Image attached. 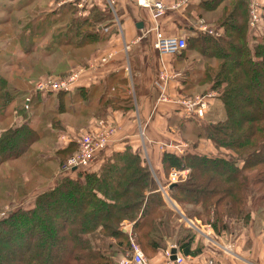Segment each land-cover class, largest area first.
<instances>
[{
    "label": "trees",
    "instance_id": "16d2710c",
    "mask_svg": "<svg viewBox=\"0 0 264 264\" xmlns=\"http://www.w3.org/2000/svg\"><path fill=\"white\" fill-rule=\"evenodd\" d=\"M226 1L231 6L215 23L221 36L200 32L197 39L187 42L186 50L180 54L192 51L207 60L200 83L209 88L203 94L219 93L215 99L221 101L226 119L213 123L207 121L206 115L195 121L201 125L198 137L210 141L218 154H198L194 149L180 153L165 145L161 164L166 177L172 170H190L185 181L172 185L152 171L146 156L149 153L142 151L140 145L115 152L98 173L91 172L95 160L86 168L59 174L57 186L37 196L31 207H11L0 220V264H116L112 253L126 256L131 247L129 235L122 231L125 223L133 226L135 241L151 264V257L158 251L166 252L171 243L181 255L197 256L201 253L200 246L193 248L197 231L185 225V220L211 224L216 235L235 228L236 223L248 225L254 214L264 210L261 206L264 203V6L261 24L255 29L260 34H254L256 37L251 41L254 31L250 28L248 0H199L197 10L211 12ZM68 3L64 11L75 12L76 3ZM188 6L187 3L180 10ZM114 10L118 23L123 26L126 19L122 18L124 15L116 1ZM82 12L84 18H71L65 28L67 34L64 36L58 31L55 40L64 46L94 43L101 48L113 37L110 27L117 24L115 15L104 0H88ZM47 15L41 25L49 29L53 24L52 15ZM197 19L203 20L201 15ZM151 33H147L148 37ZM154 41L155 33L151 47ZM99 48L84 68L78 67L84 73L73 91L78 87L84 89L80 82L85 71H90V63H95L101 71L107 70L100 62L107 57L109 49ZM6 59L0 49V124L9 123H5L8 118L13 121L0 131L1 164L20 158L40 138V133L29 124L30 106L26 108L25 103L21 115L19 110L8 112L16 96L10 90L7 74L2 72L10 67ZM76 70L58 79H66ZM101 75L103 72L96 73L93 80L97 82V76ZM48 78L52 77L48 74L39 77ZM166 88L169 96V85ZM73 91L57 94L34 91L30 103L33 96L65 98L67 95L69 98ZM116 91L106 104L111 108L125 105L135 111L132 99ZM157 91L159 95L158 86ZM159 108L158 105L154 111ZM175 111L184 115L182 108ZM19 120L21 124L17 123ZM107 148L98 152L97 158ZM77 150L75 142L59 149L60 166ZM163 188H167L168 198L180 206L182 215L171 208ZM187 206L201 211L186 213L183 210Z\"/></svg>",
    "mask_w": 264,
    "mask_h": 264
},
{
    "label": "crops",
    "instance_id": "0c3cea01",
    "mask_svg": "<svg viewBox=\"0 0 264 264\" xmlns=\"http://www.w3.org/2000/svg\"><path fill=\"white\" fill-rule=\"evenodd\" d=\"M61 1L67 0H60L58 2L55 0H0V46H4L3 50L7 49V53L4 54L7 59L11 57V53L8 52L11 48L7 46H18L19 51L14 54L13 59L18 62L24 53L19 46L27 43L34 44V41H37L38 37H41V35L36 34L34 36L37 38L29 42L24 40L22 35L16 41L6 39L11 36L8 33L10 27L15 28L16 31L17 26H14L15 22L13 18L17 14L20 16L24 13L29 14L30 16L27 17V20H24L27 24L28 21L33 20L34 13L37 15L50 13L53 16L56 12L57 14L53 17L51 16L50 19L53 22L51 26V28L53 27V32L51 33V40L48 43L53 45L58 44L55 40V35H53L54 29H58L55 26L56 24H54V19L58 21L60 17L58 14L63 13V9L68 8L66 5L70 4L60 5L59 2ZM124 1L116 0L118 7L120 6L121 9H123ZM166 1L174 4L176 0ZM18 2L22 4L20 5L21 11L19 8V10L17 9L19 5L16 4ZM189 2V6L185 10H172L171 13L168 12V15L166 14L164 18H160L157 22L166 36H183L187 38V42L198 38L200 32L197 33L195 30L198 23L197 18L204 12L200 13L197 10L199 0H189ZM24 6L28 10L23 11ZM124 12L123 19L132 18L134 21H127L126 19L123 26L119 23L111 26L110 31L113 37L111 36L99 48L101 50L102 48L109 49L108 54H113L112 60L102 66V68L105 67L107 70L85 71L86 74L83 75L80 82V84H83L84 89L78 87L74 90L69 97L70 100L50 95L44 96L41 100L36 101L34 105H32L33 102L30 103L29 106L32 112L29 116V124L40 133L39 140L42 137V130L46 131V126L48 129H52V134L56 132L58 147L55 150L54 156L57 161V169L59 170L60 160L57 156L58 150L65 149L68 144L75 142L74 139H77L82 133L95 131L98 127V122L105 120L116 125L118 133L109 143L106 152L97 158L91 172L98 173L115 152L123 151L129 146L140 145L142 151L144 150L149 153V155L146 153V156L151 161L152 171H156L159 178L169 184L172 171L166 177L165 170L161 164V155L165 151V145L174 146V143H181V132L187 131L184 133L190 135L192 130L188 129L193 128L190 126L191 123H195V119H198L188 118L183 113L180 114V112L175 111L177 108H180L177 105L158 103L157 82L159 75L163 72V69L169 74L177 75L175 78L170 79L168 83L169 96H174L173 98H181L179 97L181 95L186 98L202 95L209 88L200 83V80L204 77V66L207 60L192 51L185 52L183 56L176 55V58L175 56L161 58L158 52L151 47L154 32L149 37L146 35L153 24L148 12L139 8L138 5H136L135 11L128 9L124 10ZM2 15H5V17L2 18ZM42 17L44 18L42 19ZM47 17L48 15L41 16L38 19L42 22ZM201 19L215 29V23H208L206 19ZM141 22L144 25L143 29H138L137 24ZM8 24L9 27L7 28L9 29L5 30V26ZM117 32L121 38H117ZM86 54V56H89L88 51ZM6 68L8 69L9 67ZM98 72H103V75L97 76L98 81L96 82L93 79ZM7 75L9 74L7 73ZM116 90H118L119 94L123 93V95L132 99L135 111H131L132 108H127L125 105L111 108L106 104L109 98L112 97V94L114 93L115 95L117 93ZM153 94L154 97H152ZM47 97H52L51 99L54 98L55 101L51 102L49 99L45 101ZM32 101H35V98ZM214 102L215 97L210 101V108ZM67 105L71 115L67 114ZM158 105L160 108L155 112L154 109ZM49 106L53 107V109L46 110ZM210 108L207 116L210 115ZM202 138L200 143L205 142L208 145V151L198 152L197 149L196 152L204 155L215 152L213 144L204 137ZM201 147L202 145L199 146V148ZM30 149L15 161L0 163V167L2 166L6 171V174L3 176L2 186L0 185V187L4 191L11 192L8 194L3 192L0 195L6 199L0 201V210L5 206L9 208H16V206L31 207L37 196L57 186L58 172L52 176L50 175L51 173H46L47 163L42 162L44 160L35 161L30 164L32 166L31 169L34 170L33 173L29 168L30 166L23 163L25 161L24 156L29 153ZM210 149L214 151H209ZM138 150L140 149H134L135 152ZM30 160L32 161V159ZM44 177L48 180L42 181L41 178ZM8 183H10V186ZM162 190L171 208L182 215L183 212L180 206L175 203L179 209L173 207L172 204L174 202L168 198L167 188H163ZM185 221V225L198 230L193 248L200 246L201 253L197 256H183L178 251L177 256L184 257L183 264H264V214H254L252 221L248 225L244 226L241 223H236L235 228L232 227L229 231H223L216 235L211 224H203L198 220ZM124 226L126 230L123 228L122 231H127H124V233L129 235V232L133 231V226L130 223H125ZM173 248H176V246L171 243L166 252L158 251L151 257L152 263L167 264L170 258H168L166 253H170ZM112 255H115L116 264H120V261L125 257V255H120L118 252H113Z\"/></svg>",
    "mask_w": 264,
    "mask_h": 264
},
{
    "label": "rangeland",
    "instance_id": "374dc122",
    "mask_svg": "<svg viewBox=\"0 0 264 264\" xmlns=\"http://www.w3.org/2000/svg\"><path fill=\"white\" fill-rule=\"evenodd\" d=\"M256 1L259 4H261V6L263 8L264 0H248V2H249V14H250L251 4L253 2H256ZM61 2H63V1H61ZM61 2H59V3H61ZM20 3L21 2H18L16 5H19V6H17V9L19 8L21 11L22 8H20V5H22V4H20ZM74 3H76V8H77L75 12H73L72 8H71L72 11H70L69 9H66L67 11H70V12H64V9H63V13L60 14L58 21H56V19H54V22H55L54 24H56L55 26H57L58 29L57 28L54 29L53 35H58L57 31H59V34H62L65 36V34H67V32L65 31V28H66V25L68 26V24H69L68 22H70L71 18H76V17H77V19L78 18H84L83 17L84 14H83L82 10L87 5L88 0L86 2H80L82 4V6H84L82 9L78 8V1L74 2ZM136 5L137 4H136L135 0H125L123 2V6H122L123 9H121L120 6H119V9H121V13H123L124 10H128V9L130 11H135ZM66 6H69V5H66ZM230 6H231L230 2L226 1L218 9H215L211 12H204L201 15V18L206 19L208 23H216L217 24V22L223 18L225 11L228 10ZM14 8H15V6H14ZM109 8L111 10V13L115 15L114 20L119 21L116 17L115 10L111 7H109ZM25 10H28L26 8V6H24L23 11H25ZM44 15L46 16L47 13H42L40 15H37L34 13L33 20L28 21L26 24V22H24V20L25 19L27 20V17L30 15L27 13L22 14V16L17 14L13 18V21L15 22L14 26L15 27L17 26L16 31H15V28H11V27H10V29L7 28V27H9V24L5 26V28H6L5 30L9 29L8 33L11 34V36H9L6 39H9L11 41L12 40H15V41L19 40L20 39L19 36L22 35V38H24V40H27L29 42L30 40H35L37 38L34 35H36V34L41 35V37H38L37 41H34L35 42L34 44L27 43L25 45L19 46L20 49H22V51L24 53L21 55V60L18 62L16 60H13L14 54L19 51L18 46H7V47L11 48L8 50V52L11 53V57L9 59H6V63L8 65H10L11 67H9L8 69L7 68L3 69L2 72L9 74V75H7V79L9 80L10 90L16 96L15 101L8 108V112L11 111L13 113L14 111L19 110L20 111L19 113L21 115L23 107H24V103L28 98H31V96L33 95L32 93L34 92L35 81H37L40 76L48 74L51 77H55V78L59 77L60 78V77L66 76L74 68H77V69H78V67L84 68V64H86L88 62V59H90L92 57L91 55L93 53L95 54V52H97L96 49H98L100 47V44H94V43L88 44V45L87 44L86 45H78V46H76V45L64 46L61 44H56V45L51 46V44L48 43V41L51 40V36H52L51 33L53 32V27L51 28V26H50L49 29L47 27H42V25L40 23L41 21H39V19H38ZM0 17H1V13H0ZM3 17H5V15H2V18ZM126 19H127V21L128 20L134 21L132 18H129V19L126 18ZM56 22H58V23H56ZM252 31H254V32L251 33V41L254 37H256L255 35L260 34V31H256V30H252ZM2 46H0L1 51L4 54L7 53V49L3 50L2 48H4V46L3 47ZM87 51L89 52V56H86ZM2 66H4V64H2ZM65 71H66V73H64ZM17 81H19V82H17ZM218 94L219 93H217V95ZM34 98H35V101H32L33 102L32 105H34V103L36 101H39L42 98H44V96L43 95L33 96L32 100H34ZM51 98L52 97H47V98H45V101L48 99H49V101L51 100V102L55 101L54 98L53 99H51ZM65 99L70 100V98H68L67 95H66ZM48 109L52 110L53 107L49 106V108L47 107L46 110H48ZM67 110H68L67 114L71 115L69 112L68 105H67ZM224 112H225L224 107H223L221 101L219 99H215L213 106L210 108V115L207 116V118H208L207 121L213 122V123L224 121L226 119ZM10 120H12V119L8 118L5 121V123L9 122L7 124H9V125L12 124L13 121H10ZM184 120H187V119H184ZM14 122H16V121H14ZM194 122L195 123H191V125H190L193 128L188 129V130H192L191 134L186 135L184 132H187V131H184L183 133L181 132L182 138L180 137V139L182 140V142L181 143L180 142L174 143V146L177 147L178 151H180V149H182V151H184V150L186 151L188 149L190 151L192 149L197 151V149H198V152L199 151L200 152L208 151V145L205 142L200 143L201 138L198 137V134L201 132V129L199 128V127H201V125H199V122H197V121H194ZM17 123L21 124V121L19 120V121H17ZM7 124H4V123L0 124V131L2 129L7 128ZM41 134H42L41 139L38 142H36L31 147L29 153L24 156L25 161H23V163L26 164L27 166H30L29 168H30L31 172L33 173L34 170L31 169L32 166L30 164L35 162V161L39 162V160H44L42 162H45V164L47 163L46 173L49 172V173H51L50 175L52 176L53 174H56L57 172H59V170L57 169V161L55 160V156H54L55 150L58 147L57 146L58 145L57 144V137H56L57 134H56V132L54 134H52V129H48L47 126H46V131L42 130ZM180 145H184V147L180 148L179 147ZM200 145H202L201 148H199ZM144 148H145V146H144ZM209 151H214V150L210 149ZM222 151L224 152V150H222ZM215 154H218L217 149L215 150V152L210 153L209 155H215ZM30 159H32V161ZM60 167L61 166H59V169H60ZM176 172L177 173L182 172V178H184L182 181H185L187 179L189 173H190V170L189 169H184L182 171L176 170ZM253 172H257V171H253ZM5 174H6V171L1 166L0 167V185L2 184V180L4 179L3 176ZM9 180H11V179L9 178ZM41 180L47 181L48 179L46 177H44V178H41ZM8 185L10 186V183H8ZM9 189H11V188L9 187ZM3 192H6L7 194L11 193L8 191H4V189L3 188L1 189V187H0V195H2ZM263 192H264V190H263ZM2 200L3 201L6 200L4 196H0V201H2ZM0 204H1V202H0ZM172 205H173V207L179 209V207H177L175 203H173ZM261 206L264 208L263 202H262ZM8 208L9 207L5 206L0 211L7 210ZM183 211H185L186 213H194L197 211H201V209L195 208V206H187L184 208ZM259 214H264V210H261V212L256 214V215H259ZM255 220H256V217H255ZM196 231H198V230H196ZM119 254L121 255V253H119Z\"/></svg>",
    "mask_w": 264,
    "mask_h": 264
},
{
    "label": "built area",
    "instance_id": "2783aa9c",
    "mask_svg": "<svg viewBox=\"0 0 264 264\" xmlns=\"http://www.w3.org/2000/svg\"><path fill=\"white\" fill-rule=\"evenodd\" d=\"M78 8L82 9L84 6L80 2H86L87 0H67L60 3L66 4L68 2H77ZM109 7L114 9L115 0H104ZM139 8L146 10L150 13L153 21V26L150 31L155 33V41L152 47L158 52L161 58L166 56H176L182 54L187 48V38L183 36H166L160 25L157 23L160 18L164 17L168 11H178L184 5L189 3V0H178L174 4H168L166 0H135ZM263 8L257 1L253 2L250 6V28L255 30L260 26L262 21ZM118 23V21H117ZM196 32H203L212 36L220 37L221 33L216 29L210 27L204 20H198L196 25ZM148 30V32H150ZM147 32V33H148ZM147 35V34H146ZM113 58V54H108L107 57L101 59L102 65L107 64L109 60ZM98 66L95 63H90L88 69L97 70ZM84 73V69H77L66 79H58L55 77L48 79H38L34 84V91L41 94H57L59 92H71L77 86L80 76ZM177 75L169 74L165 69L159 75L157 86L159 88L158 103L174 104L183 109L184 115L188 118L204 119L210 108V101L216 97V93H208L198 95L191 98H173L167 95V86L170 79L175 78ZM30 98L26 100V108H29ZM118 133V127L105 120L98 122V127L95 131L82 133L77 139H74L78 145L77 152L68 158L59 169L57 175L76 170L77 168H86L97 160L98 152L107 148L113 137ZM177 149L175 146H171ZM183 148L184 145H180ZM182 153V149L179 151ZM170 183L177 184L181 182L182 172L177 173L176 170H172L170 174ZM9 209V210H8ZM0 211V220L5 218L10 208ZM125 229V226L123 227ZM126 230V229H125ZM127 232V231H125ZM130 251L120 261V264H151L141 246L137 243L136 237L133 231L129 232ZM167 256L170 258L171 253L167 252ZM183 258L177 256L175 261H168L167 264H182ZM213 264V263H211Z\"/></svg>",
    "mask_w": 264,
    "mask_h": 264
},
{
    "label": "water",
    "instance_id": "95a60500",
    "mask_svg": "<svg viewBox=\"0 0 264 264\" xmlns=\"http://www.w3.org/2000/svg\"><path fill=\"white\" fill-rule=\"evenodd\" d=\"M143 23L141 22V23H138L137 24V28L138 29H143ZM169 200V199H168ZM170 201V200H169ZM171 202V201H170ZM188 221V220H187ZM125 230H123V232H124ZM177 252H178V250L176 249V248H173L172 250H171V257H170V260L171 261H175L176 259H177Z\"/></svg>",
    "mask_w": 264,
    "mask_h": 264
}]
</instances>
